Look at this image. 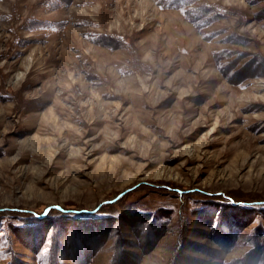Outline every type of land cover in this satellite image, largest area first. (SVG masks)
I'll return each mask as SVG.
<instances>
[{"label":"rangeland","instance_id":"obj_1","mask_svg":"<svg viewBox=\"0 0 264 264\" xmlns=\"http://www.w3.org/2000/svg\"><path fill=\"white\" fill-rule=\"evenodd\" d=\"M231 203L264 204V0H0V254L87 210L90 264L253 261L264 205Z\"/></svg>","mask_w":264,"mask_h":264},{"label":"trees","instance_id":"obj_2","mask_svg":"<svg viewBox=\"0 0 264 264\" xmlns=\"http://www.w3.org/2000/svg\"><path fill=\"white\" fill-rule=\"evenodd\" d=\"M113 39H115L117 43L121 42L119 39ZM231 204L237 208H250L251 210H256L257 208L261 209V206L264 205L262 203L253 205L241 203ZM59 214L60 215L42 213L33 215V220H25V226H22L20 229L16 228L14 230L19 233L17 235L20 239H22L24 246L35 255L34 257L36 264H81V260L83 258V264H90L91 260L93 259L91 257L95 254L96 249L87 252L86 242H89L92 238L98 236H101L100 238H97L99 240L102 237L107 236L114 227L113 223L110 222V220H103L100 217L91 219L97 215V211H61ZM243 214L244 212L239 210L238 212L232 210L231 215L229 214L228 217L224 218L223 224L226 226H231L233 224L234 228L238 222H241V220L246 218L243 216ZM255 221L259 222L258 220ZM134 226L140 228L139 224ZM212 226L214 225L212 224ZM39 227L41 228L40 230L38 229ZM149 227L150 223L147 225V227H145V229ZM260 228L261 227L258 224L256 230L260 231ZM28 229H31V231H28ZM213 229L216 240L217 227L214 226ZM237 234L238 233L233 234L234 239L233 241H230L233 243L234 247L238 244V238L235 236ZM254 234L255 232H253L250 237V243L253 247V251L249 253L247 257H245V259L249 258L250 260L253 259V261L249 262V260H245L244 262H240L238 264H245L247 262H249L247 264H264V248H260L264 245V231L261 229V233L257 235L258 240L254 238ZM75 240L76 242H74ZM6 243H8V247L0 254V257L3 258L2 255H4V258H9L10 260L13 259L14 262L9 264H25L15 260V254L13 247H11L10 241H7ZM122 243L126 245V242L122 241ZM122 243L114 240L113 246L111 248V251H113V256L111 258L110 264H129L131 262L133 256L125 252V248H123ZM2 244L3 242H0V245ZM125 254L129 255L131 258L125 257Z\"/></svg>","mask_w":264,"mask_h":264}]
</instances>
